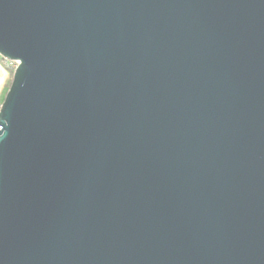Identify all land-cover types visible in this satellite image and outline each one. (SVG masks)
Listing matches in <instances>:
<instances>
[{"label":"water","instance_id":"1","mask_svg":"<svg viewBox=\"0 0 264 264\" xmlns=\"http://www.w3.org/2000/svg\"><path fill=\"white\" fill-rule=\"evenodd\" d=\"M0 264H264V0H0Z\"/></svg>","mask_w":264,"mask_h":264},{"label":"crops","instance_id":"2","mask_svg":"<svg viewBox=\"0 0 264 264\" xmlns=\"http://www.w3.org/2000/svg\"><path fill=\"white\" fill-rule=\"evenodd\" d=\"M12 72L4 63L3 58L0 57V107L3 104L7 92L12 83Z\"/></svg>","mask_w":264,"mask_h":264},{"label":"built area","instance_id":"3","mask_svg":"<svg viewBox=\"0 0 264 264\" xmlns=\"http://www.w3.org/2000/svg\"><path fill=\"white\" fill-rule=\"evenodd\" d=\"M3 60H4V63L6 64V66L14 73L15 70L17 69L19 63L14 62V61H8L6 59H3Z\"/></svg>","mask_w":264,"mask_h":264},{"label":"trees","instance_id":"4","mask_svg":"<svg viewBox=\"0 0 264 264\" xmlns=\"http://www.w3.org/2000/svg\"><path fill=\"white\" fill-rule=\"evenodd\" d=\"M12 75H13V73H12Z\"/></svg>","mask_w":264,"mask_h":264}]
</instances>
